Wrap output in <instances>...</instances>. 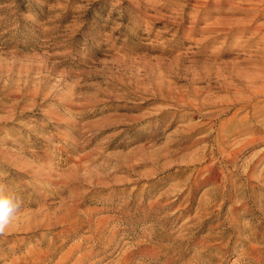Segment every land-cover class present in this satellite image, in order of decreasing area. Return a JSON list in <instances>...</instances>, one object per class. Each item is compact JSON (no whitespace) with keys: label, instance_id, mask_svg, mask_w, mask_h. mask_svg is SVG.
<instances>
[{"label":"rangeland","instance_id":"rangeland-1","mask_svg":"<svg viewBox=\"0 0 264 264\" xmlns=\"http://www.w3.org/2000/svg\"><path fill=\"white\" fill-rule=\"evenodd\" d=\"M253 7L0 0V185L23 201L0 264H264ZM184 125L205 131L174 143ZM214 155L221 187H194Z\"/></svg>","mask_w":264,"mask_h":264},{"label":"bare ground","instance_id":"bare-ground-1","mask_svg":"<svg viewBox=\"0 0 264 264\" xmlns=\"http://www.w3.org/2000/svg\"><path fill=\"white\" fill-rule=\"evenodd\" d=\"M219 3H221V2H225V1H227V0H217ZM247 1V2H246ZM239 3H242V4H244V3H247V4H250V5H253L254 7H253V10H255V11H257V13H260V12H262V7H264V0H239ZM264 9V8H263ZM221 22H223V23H225V24H228V25H230V27L231 26H234L233 24H236V25H240V24H243V23H245L244 25L246 26V27H248L249 25H250V21L249 22H245V21H243V19H239V20H237V21H229V20H227V19H225V20H222ZM247 23V24H246ZM219 25V24H218ZM223 25V24H222ZM235 25V26H236ZM203 28H205V26L203 27ZM234 28V27H233ZM236 28V27H235ZM229 29H231V28H229ZM259 31V30H258ZM239 32V31H238ZM225 33H229V32H225ZM259 75V77H260V79H261V77L264 79V75H262V74H258ZM259 79V80H260ZM254 84H256V83H254ZM262 87V86H261ZM260 91H262V92H264V88L262 87V89H257L256 90V92H260ZM169 97L172 99V101H175L177 104H183L185 101H186V95H175V94H173V95H169ZM168 97V98H169ZM254 98V97H253ZM252 98V99H253ZM160 100H163V99H160ZM165 100V99H164ZM165 101H169V100H165ZM158 102V101H157ZM185 105H187V103H185ZM184 104H183V106H185ZM161 113H159L158 115L159 116H161V114L162 113H164V112H166L164 109L163 110H161L160 111ZM199 113V112H198ZM186 115V114H185ZM192 115V114H191ZM169 116V114H167V117ZM188 117V116H187ZM162 118L163 117H161L158 121H159V123H161V121H162ZM207 126V125H206ZM224 129H225V127H223L222 128V132L224 131ZM203 131H205V128L204 127H202V128H199V126L197 127V125H184V126H181V127H179V130L176 132V134H175V137H174V140H175V142L174 143H180L181 141H183V140H187V139H190V137L192 136H194L195 134H197V133H199V132H203ZM199 137V136H198ZM207 137V135H202V136H200L199 138H197L196 140H194V144L195 143H197V142H199V140H202V139H205ZM173 140V141H174ZM194 160H196V159H194ZM212 160H214L211 164H207V165H205L204 167H202V168H198L197 169V175L195 176V182H194V187H199V184H201L200 182H199V177L200 176H202V177H205L204 179H203V183H210V184H219V182H220V179L223 177V171H222V169L217 165V161H216V157H215V155L213 156V159ZM187 164H182V168L184 167V166H186ZM191 165V164H190ZM188 167H189V165H188ZM188 170H189V168H188ZM194 176V175H193ZM188 180H190L189 181V183H186V181L187 180H185V182L183 183V184H181L180 186L183 188L184 187V185L188 188L189 187V185H190V183L192 182V180L191 179H189L188 178ZM205 180V181H204ZM219 186L221 187V184H219ZM176 189H177V186H176ZM186 190V188L185 189H182V191H185ZM165 197H166V195H165ZM165 197H160V198H158L156 201H155V204H152L151 205V207L150 208H152V209H150V210H154L155 208V206H158V205H160V203H162V200H164L165 199ZM169 197V196H168ZM204 201L203 200H201V205H202V203H203ZM208 204V203H207ZM159 207V206H158ZM203 207V206H202ZM151 212V211H150ZM151 214V213H150ZM148 215V214H147ZM196 217H193L191 220H193V219H195ZM198 218V217H197ZM13 225V224H12ZM14 229V228H13ZM174 242H176V243H178L177 241H178V238H175L174 240H173ZM180 245V244H179Z\"/></svg>","mask_w":264,"mask_h":264},{"label":"clouds","instance_id":"clouds-1","mask_svg":"<svg viewBox=\"0 0 264 264\" xmlns=\"http://www.w3.org/2000/svg\"><path fill=\"white\" fill-rule=\"evenodd\" d=\"M23 207V201L16 194L0 185V234H4Z\"/></svg>","mask_w":264,"mask_h":264}]
</instances>
